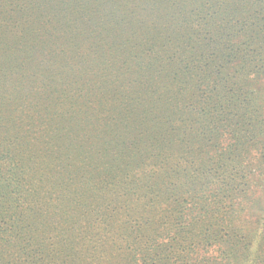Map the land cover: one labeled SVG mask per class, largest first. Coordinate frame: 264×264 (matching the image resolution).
<instances>
[{
	"label": "rangeland",
	"instance_id": "rangeland-1",
	"mask_svg": "<svg viewBox=\"0 0 264 264\" xmlns=\"http://www.w3.org/2000/svg\"><path fill=\"white\" fill-rule=\"evenodd\" d=\"M153 1L156 0H0V66L10 69L11 88L23 85L33 89L34 96L12 94L0 100L1 113L35 103L52 107L65 88L60 87L61 80L78 67L75 60L89 56L91 61H97L103 53H109L108 47H112V56L107 55L103 67L105 84L94 99L120 92V100L108 101L105 117L83 139L70 129L63 130L62 135L55 129L42 133L51 143L45 154L55 156L59 152L63 160L76 159L72 163L76 172L65 186L46 196L31 191L34 200L28 198L14 237L15 245L38 254L37 263L31 264H251L256 254L264 259V225L253 223L244 232H235V228L227 227L224 225L227 222L221 220L229 202L220 206L221 197L214 199L209 192L202 195L204 202L195 204L198 197L193 196L195 201L187 203L192 200L191 184H203L206 176L224 181L230 193L238 187L241 189L243 176L250 187L258 184L256 174L264 167L260 158L254 157L258 152L251 155L244 152L249 147H238L216 170L217 165L210 161L212 154L203 153L202 148L209 144L208 132L217 130L211 129L212 125L222 129L231 119L230 128L238 134V145L254 141L264 151V89L261 80H257L264 73V0H224L222 11L236 21L246 20L252 31L249 37L239 36L233 46L223 43L218 47V42L216 48H206L209 37L205 40L200 31L192 34L162 31L154 69L165 74L181 65L191 71L192 81L185 97L168 98L153 114L135 119L131 111L138 103L136 97L146 96L147 88L132 82L122 84V21L129 10L139 15ZM196 3L188 0L183 5L177 1L174 8L162 5L163 9L155 13L156 22L166 19L174 24L179 13L193 15ZM188 17L193 20L192 16ZM86 20L87 25L82 24ZM78 28H85L90 40L72 41ZM247 54L250 58L243 61ZM142 55L143 51L140 55L136 47L130 57ZM225 55L241 63L232 72L228 71L236 76L233 83L244 76L257 80L251 96L256 107L248 112L225 107L224 113L216 101L224 96H213L214 87L203 85L209 76L212 78L209 83L220 82L216 72L220 62L226 60ZM12 65L15 67L11 68ZM139 80L142 84L148 82L145 76ZM226 80L229 79L223 81ZM241 85L232 91L227 85L226 90L235 93ZM122 86L131 96L129 107L122 106ZM218 89L223 93L221 85ZM230 99L237 101V97ZM176 104L181 112L173 115ZM210 109H216L217 114ZM205 119L213 121L203 125ZM55 122L50 123V128L57 126ZM0 124L9 125L4 119H0ZM13 124L17 122L10 123ZM168 125L175 129L163 137L176 132L170 139L180 153L193 151L194 159L205 165L198 168L196 163L190 179L186 174H178L186 165L176 160L175 155L145 170L126 155L129 143L146 127L159 131ZM251 131L258 139L252 141ZM182 139L185 142L180 144ZM236 141L237 137L231 143ZM176 163L179 168L175 167ZM165 187H170L169 195H161ZM173 195H182L181 201L188 207L174 204ZM15 210L18 212L16 207ZM166 235L170 240L184 238L194 244V255L179 263L171 259L158 263L157 252L167 243Z\"/></svg>",
	"mask_w": 264,
	"mask_h": 264
},
{
	"label": "trees",
	"instance_id": "trees-1",
	"mask_svg": "<svg viewBox=\"0 0 264 264\" xmlns=\"http://www.w3.org/2000/svg\"><path fill=\"white\" fill-rule=\"evenodd\" d=\"M177 1L185 5L188 0H156L153 3L151 2V4H147L139 15L134 10H129L128 14L123 15L122 84L124 82H132L147 88L145 90L146 96L137 95L136 97L138 103L135 109L131 111L135 119L153 114L164 106V102L168 98L176 100L179 97H185V91L192 81L190 77L191 71L181 65L173 67L172 72L165 74L154 69V58L158 53V39L162 35V31L171 30L174 33L186 34L200 31L204 34L205 40L209 37L206 41V48H216L218 42L220 43L218 47L223 43H230L233 46L236 45L239 36L249 37L252 34L246 20L236 21L231 16H227L228 13L222 11L221 7L224 0H195L197 2L195 4V14L179 13L174 19V24L172 20L166 19L156 22V11L163 9L162 5H171L170 8H174ZM188 15L193 17L192 21L188 19ZM82 24L87 25V20L82 22ZM89 34L85 28L82 30L78 28V33L75 34L72 41L79 39L90 40ZM136 47L140 49V55L143 51V55L131 58L132 50ZM108 49L109 53H103L97 61H91L89 56L86 58L81 56V58L75 60L78 67L72 69L71 76H68L63 82L61 80L60 87L61 89L65 88L61 90L58 102L52 107H44L42 103H35L33 106L20 105L16 110L10 111L8 109L3 111V113L0 112V119H4L9 123L8 126L0 124V264L37 263L35 261L38 256L36 252H27L15 245L14 237L17 233L16 229H18L16 223L23 217L22 210L25 204L29 199L31 201L34 200L32 193H40L46 196L50 192L65 186L66 181L76 172L74 170L75 165H72L76 159L63 160L59 152L55 156L45 154L51 143L44 139V132L55 129L59 135H62L63 130H76L79 138L83 139L86 133L91 134L95 131L96 123L99 120H103L108 103L113 99L116 101L120 100L118 97L119 91L113 95L101 96L97 100L94 99L95 94L100 89L103 90V85L105 84L103 79L105 69L103 67L107 63V55L112 56V47H108ZM249 58V54H247V58H244L245 60L243 59V61ZM224 59L226 60L220 62L216 72V78H220V82L209 83L212 80L211 76H209L203 80V85L208 88L214 87L211 91L213 96H224L216 100L222 111L226 107L248 112L256 107L253 100L254 97H251L252 87L255 86L254 83L257 80H261L260 82L263 85L261 87L264 89V73L256 81L252 77L246 78L244 76L241 81L233 83L232 80L236 76L228 73V71L231 70L232 72L235 68L241 66V63L228 56ZM3 66H0V80L3 84L0 86V100L12 96V94L34 97L31 93L33 89L25 88L23 85L18 89L11 88L13 77L9 67ZM14 67V65L11 66V68ZM142 76L148 79L147 83L142 84L139 82ZM224 79L229 80L223 81ZM18 82L20 83V81ZM240 83L242 85L235 93L226 90L227 85L232 91ZM219 85L222 86L223 93L218 89ZM124 88L122 86V106L129 107L131 96ZM231 97H237L236 100L238 102L232 101ZM202 105L207 107L206 103ZM210 110L214 111V115L217 114L216 109ZM65 111L67 112L65 113ZM225 111L223 112L225 113ZM179 112H181V107L176 104L172 114L176 115ZM53 120L56 121L55 125L57 126L50 128V123ZM13 121H16L17 125H10ZM212 121L213 119H205L202 124L206 125ZM232 125L231 119L222 129L216 128L215 124L212 125L211 129L217 130L208 132L207 139L209 144L202 148L205 149L202 151L203 153L212 154L210 161L217 165L216 170L221 168L222 162L226 160L228 155L238 151V147L241 146L250 148L244 149V152H248V154L252 155L254 152H258L254 157H259V161L264 163V151L261 148L259 149L258 145L260 143L253 141L258 139V135L251 131L252 144L238 145V134L236 135V131L230 128ZM173 129L175 127L173 128L171 125L159 131H156L155 127H146L144 131L139 133L140 135L129 143L126 155L137 162V167L144 170L155 168L160 160L167 161L168 157L175 155L176 160H182V163L186 165L185 170L178 174H186L187 179L192 178L190 172L195 168L196 163H198V168H202L205 165L201 161L194 159L193 151L180 153L176 143L170 139L176 132L167 138L163 137L168 136L169 131ZM236 137L237 141L231 143V140ZM184 142L182 139L180 144ZM192 143L195 146L198 145V142ZM259 152H262L261 155H258ZM175 167L179 168V164L176 163ZM260 171L261 173L256 174L259 177L258 184L253 188L250 187L246 176H243L242 180H245L243 186L241 189L238 187L233 193H230V190H226L224 181L219 182L214 177L206 176L203 184L198 186L191 184L192 191L189 194V198L192 200L187 203L189 205L197 197L198 201L195 204L204 202L202 195L209 192L211 193L210 197L214 199L221 197L220 206L229 202L228 207L226 209L224 207V211L221 213V220L227 222V224H224L227 227L235 228V232H244V228L249 227L253 223L264 225V167H261ZM169 190L170 187H165L161 189L160 193L161 195H169ZM31 191L33 192L31 193ZM160 193L159 196H161ZM192 193L195 194L192 195ZM193 196L195 199H193ZM173 197V203L178 204V207H188L184 201H181L182 195H173ZM161 228L163 229V226H160ZM169 238L166 235L167 243L161 245L160 249H158V263L162 259L165 261L171 259L175 263H179L183 259L194 255L192 251L194 244L187 243L184 238L171 240ZM261 258V256L256 254L252 258L251 264H264V259Z\"/></svg>",
	"mask_w": 264,
	"mask_h": 264
}]
</instances>
